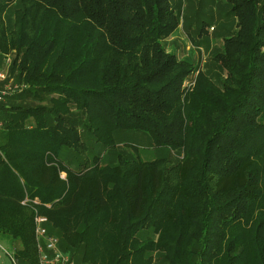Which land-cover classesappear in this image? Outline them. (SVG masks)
I'll return each mask as SVG.
<instances>
[{
  "label": "trees",
  "instance_id": "1",
  "mask_svg": "<svg viewBox=\"0 0 264 264\" xmlns=\"http://www.w3.org/2000/svg\"><path fill=\"white\" fill-rule=\"evenodd\" d=\"M176 1L0 0V88L22 100L0 104V241L21 264H39L37 214L76 264H264V0H225L219 83L168 51ZM80 129L182 157L103 165Z\"/></svg>",
  "mask_w": 264,
  "mask_h": 264
},
{
  "label": "rangeland",
  "instance_id": "2",
  "mask_svg": "<svg viewBox=\"0 0 264 264\" xmlns=\"http://www.w3.org/2000/svg\"><path fill=\"white\" fill-rule=\"evenodd\" d=\"M180 1V2H179ZM177 9H181L182 18L179 29L166 41L168 51L175 52L180 58L190 61L199 71L206 72L210 78L219 83L222 78L221 70L213 63V57L220 51L223 39L235 29L236 20L230 14L225 0H177ZM181 6V8H180ZM206 24L205 31L201 33L202 26ZM13 60V56H11ZM0 70L9 73V64L0 58ZM17 96L7 97L4 104L22 101ZM11 98V99H10ZM48 103V101H47ZM79 126H82L81 121ZM81 136L88 146V157L92 160L94 155L101 156V164L115 165L118 162V154L123 153L131 159L140 158L143 161H153L159 158L170 157L177 162L182 156L180 152H171L167 148H159L154 144L148 133L137 131H119L116 134L117 147L108 149L101 147L96 139L90 136L86 129H80ZM98 144V145H97ZM136 147V148H134ZM69 152H62L67 164L77 169L80 160L75 162L68 158ZM72 156V155H71ZM65 176V175H63ZM13 250V244L3 241ZM155 264H166L163 257L154 254Z\"/></svg>",
  "mask_w": 264,
  "mask_h": 264
},
{
  "label": "built area",
  "instance_id": "3",
  "mask_svg": "<svg viewBox=\"0 0 264 264\" xmlns=\"http://www.w3.org/2000/svg\"><path fill=\"white\" fill-rule=\"evenodd\" d=\"M7 64L10 65L11 59L8 58ZM8 73L0 70V83L7 80ZM18 89V86L12 87L11 83L5 84L0 88V104L7 96L12 95ZM3 127L0 116V129ZM26 199L23 204H26ZM37 203V201L35 202ZM49 220L47 217L37 214L35 216V237L39 255V264H76L71 254L61 248V240L57 235L50 234L47 227ZM8 254L6 250L3 249Z\"/></svg>",
  "mask_w": 264,
  "mask_h": 264
},
{
  "label": "crops",
  "instance_id": "4",
  "mask_svg": "<svg viewBox=\"0 0 264 264\" xmlns=\"http://www.w3.org/2000/svg\"><path fill=\"white\" fill-rule=\"evenodd\" d=\"M12 248L13 250L9 249L7 244H5L3 241H0V264H21L15 257L14 253L15 248H17V246L13 244ZM3 249L6 250L8 254L5 253Z\"/></svg>",
  "mask_w": 264,
  "mask_h": 264
}]
</instances>
